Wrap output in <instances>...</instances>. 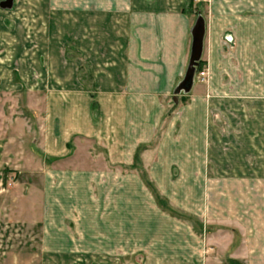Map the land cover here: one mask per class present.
I'll list each match as a JSON object with an SVG mask.
<instances>
[{"label": "crops", "instance_id": "obj_1", "mask_svg": "<svg viewBox=\"0 0 264 264\" xmlns=\"http://www.w3.org/2000/svg\"><path fill=\"white\" fill-rule=\"evenodd\" d=\"M37 1L31 42L16 45L15 59L30 58L36 66L31 94L45 96L33 109L32 142L44 157L65 158L72 143L85 139L105 147L113 165L129 166L51 169L41 235L48 264H84L93 257L97 264H123L121 257L137 256L134 243L155 238L158 220L167 217L141 174L168 176L171 184L174 167L186 178H178L170 206L192 210L204 230L243 221L247 238L257 242V263L264 264V0H210L203 14L193 0ZM199 17L205 23L200 63L209 80L201 84L196 71L186 89ZM237 96L256 119L245 123L240 137L215 136L212 102L220 97L229 105ZM208 138L228 147L222 165L228 178L217 185L197 178L205 174ZM137 158L154 162L139 171ZM153 185L162 196L167 192L165 178L163 186ZM249 207L256 211L254 224ZM119 240L125 245L114 251ZM18 254L25 255L11 256Z\"/></svg>", "mask_w": 264, "mask_h": 264}, {"label": "rangeland", "instance_id": "obj_2", "mask_svg": "<svg viewBox=\"0 0 264 264\" xmlns=\"http://www.w3.org/2000/svg\"><path fill=\"white\" fill-rule=\"evenodd\" d=\"M4 1L6 0H0V4ZM36 2L38 1L13 0V6L10 9L0 7V264L11 262L13 264H48L47 256L42 254L41 235L46 217L44 188L48 182H51L52 178L49 176L53 174L51 169L59 171L71 168L102 167L107 169L114 167L127 169L129 167L126 163L113 165L111 160L105 156V151H107L105 147L97 146L94 142L85 139H79L70 145L71 152L65 157L69 158L67 161H64L65 158L44 157L40 148L32 142L34 137L31 136L30 130L31 121L33 118L35 119L33 109L37 103H45V96L40 95L39 99L31 94L32 83L36 81L31 79V75L36 66L31 63L30 58L26 60L21 57L16 61L15 59L21 50L17 49L16 45L22 47L31 42V25L37 19L32 16V8L35 5L33 3ZM209 2L210 0H199L194 3L203 14L205 6ZM41 19L42 17H39L38 20ZM202 70L207 72V76L204 82H200L199 78L198 81L206 85L209 80L207 65L203 66ZM208 99L209 97H206V100ZM241 100L237 96L228 105V102L219 97L212 102L208 113L209 119H214L216 122L215 136L221 138L236 134L240 137L244 132L245 123L247 121L254 122L256 112L251 108L245 111L243 105L245 101ZM248 130L254 129L248 127ZM217 139L213 143V138H208L206 143L208 153L211 154V148L214 147L216 154L206 155L205 171L203 170L205 174L197 176V178H203L205 184L216 183L217 185L218 181L228 178L222 169L224 152L228 147L226 145L224 149L225 144L218 142ZM252 157L254 159V155ZM133 162V167L139 171L144 170L147 163L140 158ZM153 162L152 158L147 164ZM175 168H172V171L176 176V181L173 180L171 184L168 181V176L149 177L143 173L141 177L139 176L143 183L152 189L157 201L161 202L159 205L164 207L163 210L167 217L163 216L158 220L155 238L151 236L149 239L137 240L134 247L140 253L137 256L121 257L122 263L258 264L257 261L261 258H257L259 257V254L256 253L257 242L255 243L254 239L249 236L247 238L246 228L248 225L243 221L237 220V224H211L207 225L204 230L203 224L199 222L200 218L190 214L191 209L190 213L186 210L184 213L183 210L173 207L176 203V193L173 188L178 178L179 182L186 178V175H183L180 179L181 177L176 175ZM163 178L166 179L168 186L164 196H162L163 189L160 192L161 195L153 185L160 183L163 186ZM198 179L195 181L198 182ZM189 181L190 176L188 175L187 182ZM218 189L222 191L223 185L216 188V193L214 191H212L213 194L209 193L212 195L210 199L215 195L217 198ZM169 203L173 206H170ZM247 212V219H250L254 224L255 208L249 207ZM146 213H149L148 210ZM168 215L172 220L168 218ZM200 217L203 218V216ZM177 225L180 226V230L177 229ZM92 227L94 231L95 226ZM68 228L70 229L69 225ZM193 232L197 234L195 236L197 239H193ZM141 235L143 234L141 233ZM181 236L183 238L179 239ZM121 241L123 240L117 241L119 247L114 251H119V248L121 249V246L125 245V242ZM181 245L183 246V256L177 255L175 252ZM32 249L35 251L33 255ZM198 250L199 253L196 256ZM21 252L25 255L18 254L14 259L12 258L11 253ZM96 258H88L87 263L84 264H97ZM105 262L113 264L110 260L105 259ZM56 264H63V262L60 261ZM65 264L71 263L66 262Z\"/></svg>", "mask_w": 264, "mask_h": 264}, {"label": "water", "instance_id": "obj_3", "mask_svg": "<svg viewBox=\"0 0 264 264\" xmlns=\"http://www.w3.org/2000/svg\"><path fill=\"white\" fill-rule=\"evenodd\" d=\"M13 6V0H6L0 4L2 9H10ZM205 35V23L202 17H199L193 31V43L189 68L183 86L188 89L194 80L196 70L202 57L203 39Z\"/></svg>", "mask_w": 264, "mask_h": 264}, {"label": "built area", "instance_id": "obj_4", "mask_svg": "<svg viewBox=\"0 0 264 264\" xmlns=\"http://www.w3.org/2000/svg\"><path fill=\"white\" fill-rule=\"evenodd\" d=\"M194 2H199V0H193ZM207 76V72L202 70L201 72L198 73V78L200 80V82H204L205 81V78Z\"/></svg>", "mask_w": 264, "mask_h": 264}, {"label": "trees", "instance_id": "obj_5", "mask_svg": "<svg viewBox=\"0 0 264 264\" xmlns=\"http://www.w3.org/2000/svg\"><path fill=\"white\" fill-rule=\"evenodd\" d=\"M202 65H203V64H202V62H201L200 65L198 66L197 70H196L197 72H200V71L202 70V68H203ZM94 108H96V105L93 106V109H94Z\"/></svg>", "mask_w": 264, "mask_h": 264}]
</instances>
